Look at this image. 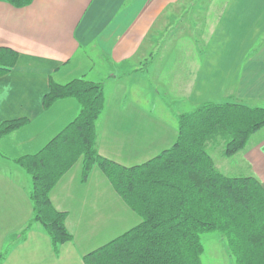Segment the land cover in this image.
Masks as SVG:
<instances>
[{"label": "crops", "instance_id": "obj_1", "mask_svg": "<svg viewBox=\"0 0 264 264\" xmlns=\"http://www.w3.org/2000/svg\"><path fill=\"white\" fill-rule=\"evenodd\" d=\"M260 13L264 0H32L22 7L0 0V52L16 54L0 75V123L25 120L0 137V264H84L83 255L141 221L98 166L81 180L79 158L50 191L53 207L66 213L72 239L54 249L39 224L18 238L32 203L31 179L17 159L40 150L80 108L72 97L45 106L50 83L77 77L101 83L98 153L124 166L140 164L175 142V117L183 111L170 105L264 101V26L252 22ZM156 28L188 39L182 45L178 39L171 45L150 41ZM244 35L250 45L241 44ZM164 53L172 54L166 68ZM152 94L157 109L142 103ZM225 165L235 175H255L264 186V127Z\"/></svg>", "mask_w": 264, "mask_h": 264}, {"label": "trees", "instance_id": "obj_2", "mask_svg": "<svg viewBox=\"0 0 264 264\" xmlns=\"http://www.w3.org/2000/svg\"><path fill=\"white\" fill-rule=\"evenodd\" d=\"M32 0H9L22 7ZM0 52V75L14 63L15 53ZM75 98L76 117L40 150L17 162L31 179L28 196L32 216L18 238L39 224L54 249L72 239L66 213L56 210L50 191L81 158V180L98 166L122 200L141 221L121 235L83 255L84 264H201V235L220 233L234 264H264V187L254 175L225 174L208 153L242 150L264 126V101H206L175 117L177 138L147 161L124 166L97 150L95 122L105 106L103 86L83 77L50 83L43 103ZM24 119L0 123V137L19 128ZM213 147H216V146ZM212 147V148H213Z\"/></svg>", "mask_w": 264, "mask_h": 264}, {"label": "rangeland", "instance_id": "obj_3", "mask_svg": "<svg viewBox=\"0 0 264 264\" xmlns=\"http://www.w3.org/2000/svg\"><path fill=\"white\" fill-rule=\"evenodd\" d=\"M258 18H259V20L258 19H253L252 22L256 23L259 27L264 26V15H262L260 13ZM172 30L173 29L166 30V29L156 28L151 33L150 41L156 39V41L159 44L171 45V44H173V42L175 40L178 39V41L175 42V44H179V45L185 44V42H182V41H183V39H185V40L188 39V38H186L187 36L186 35L183 36V34H180L177 38H175V36L172 35ZM218 35H219V32H217L214 35L215 37L213 38V40L215 42H217L219 39H221V38H218ZM192 39H193V37L189 38V40L191 42H192ZM222 40L223 41L229 40V41H232L234 43L235 38H222ZM253 41H254V44H255V40H253ZM261 41H262L261 37L258 38V42L261 43ZM250 43H251V38L246 37L244 35L242 37V39H241V44L250 45ZM244 50H246V48H244ZM171 55H172L171 53H164L163 54L164 58H162L161 64H162V66H164V68H166L167 64H170ZM243 55H244V57H246L249 54H246V52H243ZM101 61L102 60L99 59L98 57L94 58V62H96L95 65H97L98 68L103 65V63H101ZM164 77L168 79V76L165 73H164ZM147 80H148V82H146V84H148L149 87L150 86L151 87H155V80L154 79L147 78ZM143 82H145V80H143ZM140 88H142V86H140ZM217 94L220 95L221 93L217 92ZM218 95H216V97ZM151 97H152V99H150ZM153 100H156V101L159 100L155 96V94H152L151 96L150 95H145L144 100L142 99V103H144V105L147 108H149V109H157L155 106H152L154 104ZM243 101H245L246 103L252 104V105H262L261 103L263 102V101L253 102V101H248V100H243ZM215 102H220V101H215ZM202 103H204V102H202ZM202 103H200V104H202ZM169 108L172 109V110H175V111L177 109H180L179 111H183V112L191 111V110L194 109L192 107L191 103H189V102L185 103L184 101H179L178 105L177 104L170 105ZM183 112H181V113H183ZM181 113H179V114H181ZM179 114H177V115H179ZM214 145L215 144H211L210 146L208 145V150H209L208 153L213 158L216 166L219 169H221V171L224 172L225 174L233 175L234 173H239V172H232V170L231 171H227V168H229V167L226 166L225 163H229V160L232 157V155L231 156L222 155L221 154V147L222 146L221 145H218V146L215 145L216 147H213ZM236 171H238V170H236ZM250 175H253V174H250ZM258 180L260 181V179H258ZM261 184H262V182H261ZM262 186H263V184H262ZM205 234H207V235H204V234L201 235V241H202L203 248H204L202 256H201V264H234L233 259L229 255L228 247H227L226 241L223 238V236L220 233H218V232H213V233H210L209 235H208V233H205Z\"/></svg>", "mask_w": 264, "mask_h": 264}]
</instances>
